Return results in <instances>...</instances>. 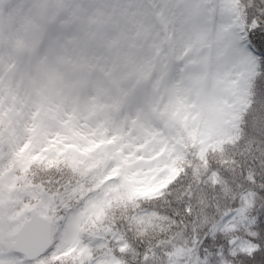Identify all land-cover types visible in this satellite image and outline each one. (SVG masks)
Masks as SVG:
<instances>
[{"label":"snow or ice","instance_id":"snow-or-ice-1","mask_svg":"<svg viewBox=\"0 0 264 264\" xmlns=\"http://www.w3.org/2000/svg\"><path fill=\"white\" fill-rule=\"evenodd\" d=\"M0 264H264V0H0Z\"/></svg>","mask_w":264,"mask_h":264}]
</instances>
